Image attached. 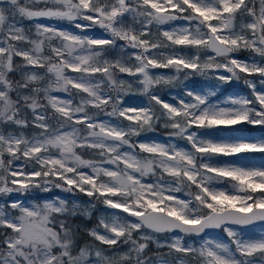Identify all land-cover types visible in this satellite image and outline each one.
<instances>
[{
	"label": "snow or ice",
	"instance_id": "snow-or-ice-1",
	"mask_svg": "<svg viewBox=\"0 0 264 264\" xmlns=\"http://www.w3.org/2000/svg\"><path fill=\"white\" fill-rule=\"evenodd\" d=\"M208 72L214 87L157 90ZM241 74L250 95H217ZM247 125L264 129V0H0V264H173L150 242L178 264H264V133Z\"/></svg>",
	"mask_w": 264,
	"mask_h": 264
},
{
	"label": "rangeland",
	"instance_id": "rangeland-1",
	"mask_svg": "<svg viewBox=\"0 0 264 264\" xmlns=\"http://www.w3.org/2000/svg\"><path fill=\"white\" fill-rule=\"evenodd\" d=\"M49 7H51V5ZM40 22L46 23V24H56V25L70 26V22L69 21H67V20H57V19H54V18L53 19L41 18ZM239 22L240 21H239V18H238L237 19V23H239ZM164 27H167V26H164ZM95 31L102 32L103 30L102 29H97ZM118 43H122V42H118ZM182 54L192 55V54H195V50H191L190 51V49H184L182 51ZM201 55H202V52L200 51L199 52L200 58H201ZM213 55H214V53L210 49H205L202 60H205V59H207V57L213 56ZM240 59L247 60L249 58H240ZM257 59H259V58L257 57ZM152 73L154 75L175 76V71L173 69H171V68L153 69L152 70ZM209 74H210V72H208V75ZM223 74H226L227 75V73H223ZM120 78H123V79H126V80L133 79V78L128 77L126 74H121V77ZM208 78L209 79L203 77L201 80H193V79H190V78L184 79V76H181L180 75V78L178 80L174 81V82H177L178 85H175V86L169 85L166 88L165 87H161V85H160V86H157V90L159 91V93H160V95L162 96L163 99L171 100L172 96L177 95L178 93L183 92V90L186 87H188V88H195V89H200V88L203 87L205 89H208V88L214 87L215 85H217L219 83L214 78H210V77H208ZM250 79H256V80H258V77L250 76ZM224 86L225 85H223L222 88H221V91L217 93L218 96H221V95H224V94L230 95L232 93H239V94H243V95H250V93H251V90L250 89L248 90V86L245 85V84L235 83V86H232V87L229 86L227 88H225ZM258 87H259V85H258ZM52 94L53 95H57V96H61V97H65V98L68 95L67 93H62V92L61 93L54 92ZM77 99H79V97H77ZM125 99L128 100V101H132V102H140V101H145L146 100V97L140 95L139 92H138V90H137V85L136 84H133L132 85V89H131V94L128 97H126ZM213 99H215V98H213ZM244 127H246L247 132L250 133V134H252V135L259 136L261 133H264V129L260 128L259 126L247 125V126H244ZM157 134H158V136L163 137V136L166 135V132H163L162 131V128H159L157 130ZM148 135L151 136L153 134L152 133H149ZM179 143L180 144H183L182 141H180ZM85 159H87V158H85ZM16 163H20V162L17 161ZM54 191L55 192H59V190H54ZM15 195H19V194H15ZM62 195L67 196L70 199H75L82 206H87L92 201V199H93V198L87 197L86 195H84L82 193H77V194H75V196H73V194H71V193H63ZM180 195H182V194H180ZM103 209H104V206L103 205L97 204L96 209L93 210V212H92L91 219L86 218L84 216H79L75 222L76 223H85L89 227L94 226V224L96 223V218L99 215L102 214ZM104 214H106V213H104ZM211 232L218 233L220 236H224V233L222 232V230H218V231L213 230ZM156 236H157V238L161 242L169 239V234H166V233L156 234ZM184 239H185V243L191 242L193 240L192 237H187V236ZM197 246H198V243H197ZM97 247H102V246H97ZM102 248L105 250V253L107 255H111L114 251H126L127 248H128V246L127 245H123L120 248H117L116 246L111 247V248H107V247H102ZM148 248H152L154 250V253L158 257V256H161L159 254L160 253L159 250L162 249V248H165V247L157 248V246H156V244L154 242H150L148 244V247L145 250V252L148 250ZM162 256H164V258L167 259V257L165 255H162Z\"/></svg>",
	"mask_w": 264,
	"mask_h": 264
},
{
	"label": "trees",
	"instance_id": "trees-1",
	"mask_svg": "<svg viewBox=\"0 0 264 264\" xmlns=\"http://www.w3.org/2000/svg\"><path fill=\"white\" fill-rule=\"evenodd\" d=\"M22 2H23V0H22ZM48 6H50V5H48ZM36 7H44V5H37ZM257 7H259L258 5H257ZM17 19L19 20V17H17ZM33 23H34V21H29V20H23L22 21V24L26 27V28H28V27H32V25H33ZM35 30H34V28H33V32H34ZM192 49H190V51H191ZM204 51H205V49L204 50H201V52H202V55H201V60L203 59V54H204ZM237 56H238V58H250V56L252 55V53H250L249 51H247V50H245V51H241V52H239V53H237L236 54ZM16 60H19V58H15ZM181 76H183V73H181ZM213 76V73L212 72H210V74L208 75V73H206L205 75H199V74H197V75H193V76H190L189 78L190 79H193V80H201L203 77H205V78H207V79H209L208 77H212ZM247 76V74H241V79L239 80V81H237V80H232V82L231 83H229V84H225V88H227V87H232V86H235V83H239V84H244L243 83V79L245 78ZM247 78L248 79H250V76H247ZM173 86H175V85H178V83L177 82H173V84H172ZM171 85V86H172ZM167 86H169V85H161V87H167ZM248 90H249V88H248ZM51 111V110H50ZM160 127H158L157 128V130L159 129ZM162 131L163 132H166L164 129H162ZM85 158H87V159H89V158H91L90 156H84ZM41 195H45V194H41ZM76 220H77V218H76ZM75 220V221H76ZM89 242L90 243H92V241H90L89 240ZM96 246H102V245H99L98 243L96 244ZM102 247H107V248H111V247H114V246H111V247H109V246H102ZM160 251V255H165L166 257H167V259L168 260H171V261H173V264H178V260H177V258L178 257H181L183 254H180V253H173L172 255H167L168 253H169V249L167 248V247H165V248H162V249H160L159 250ZM146 254L149 256V257H151V258H153V260H155L156 258H157V256H156V254L154 253V250L152 249V248H148V250L146 251ZM188 260H189V263L190 264H192V261H193V257H191V256H188V257H186Z\"/></svg>",
	"mask_w": 264,
	"mask_h": 264
},
{
	"label": "water",
	"instance_id": "water-1",
	"mask_svg": "<svg viewBox=\"0 0 264 264\" xmlns=\"http://www.w3.org/2000/svg\"><path fill=\"white\" fill-rule=\"evenodd\" d=\"M206 231H213V230H206Z\"/></svg>",
	"mask_w": 264,
	"mask_h": 264
}]
</instances>
